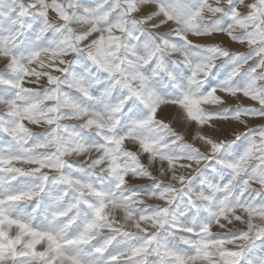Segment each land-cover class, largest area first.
I'll return each instance as SVG.
<instances>
[{
    "label": "snow or ice",
    "instance_id": "1",
    "mask_svg": "<svg viewBox=\"0 0 264 264\" xmlns=\"http://www.w3.org/2000/svg\"><path fill=\"white\" fill-rule=\"evenodd\" d=\"M0 264H264V0H0Z\"/></svg>",
    "mask_w": 264,
    "mask_h": 264
}]
</instances>
